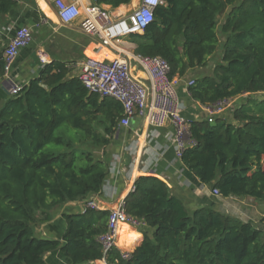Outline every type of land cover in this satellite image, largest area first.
<instances>
[{
    "label": "trees",
    "instance_id": "obj_1",
    "mask_svg": "<svg viewBox=\"0 0 264 264\" xmlns=\"http://www.w3.org/2000/svg\"><path fill=\"white\" fill-rule=\"evenodd\" d=\"M132 0H94L117 9ZM16 0H0V22ZM134 54L160 57L171 78L209 67L188 88L191 99L215 108L233 104L232 121L191 122L181 162L220 200L264 203V0H163ZM4 59L0 53V80ZM115 99L90 92L69 64L44 66L0 108V264H46L60 250L72 264H264V232L213 206L190 211L167 185L142 176L125 200L143 242L124 257L104 252L98 238L109 211L65 214L63 243L36 234L65 204L98 195L110 174L107 149L123 118Z\"/></svg>",
    "mask_w": 264,
    "mask_h": 264
},
{
    "label": "crops",
    "instance_id": "obj_2",
    "mask_svg": "<svg viewBox=\"0 0 264 264\" xmlns=\"http://www.w3.org/2000/svg\"><path fill=\"white\" fill-rule=\"evenodd\" d=\"M64 1L78 3L81 8L94 5V0ZM140 2L141 0H132L130 4L122 5L117 9L109 6L102 8L115 16L126 17L139 6ZM21 27H28L32 31L33 41L20 51L13 65L11 78L17 85H27L40 76L44 66L54 62L69 64L72 73L80 76L87 59L112 60L115 58L113 53L101 47L98 39L82 31L79 21L72 24L62 23L58 18L54 0H16V6L0 22V53L4 52L10 39ZM123 42L130 45L131 52L121 50L120 45L118 50L122 51V57L127 59V56L130 57L134 53L136 46L132 38L124 39ZM209 67L193 71L179 81L178 92L183 104L182 115L190 123L206 120L208 116L199 103L191 99L186 85L200 73L211 74ZM134 69L135 66H133ZM134 71L137 73L134 74ZM134 71L133 74L136 77L146 82L147 77L146 75L142 77V71L138 72V68ZM11 96L8 81L0 80V108ZM236 102H227L226 109H233V104ZM224 114L218 118L224 120L226 118L231 122V114L229 118L224 117ZM135 120L127 128L120 127L113 143L107 149L106 158L110 163V174L101 193L85 201L71 202L60 207L50 223L37 228L36 234L39 237L63 243L67 228L65 214H86L89 209L87 204L91 199L96 201L99 207L97 210L110 212L120 202L126 200L133 191L134 183L142 176H152L162 180L171 193L190 211L204 206H213L227 214L225 209L229 207L228 201H232L233 198L220 200L213 194L211 186L202 184L183 165L181 159L176 157L171 140L174 135L172 124L167 123L164 127L156 129L148 127L143 119L138 123H135L137 122ZM116 156H120L119 161L115 159ZM142 242L143 236L139 230L124 225L119 230L116 247L122 253L129 254L134 252ZM45 263L72 264L60 250L47 254ZM89 264L107 263L105 260H100Z\"/></svg>",
    "mask_w": 264,
    "mask_h": 264
},
{
    "label": "built area",
    "instance_id": "obj_3",
    "mask_svg": "<svg viewBox=\"0 0 264 264\" xmlns=\"http://www.w3.org/2000/svg\"><path fill=\"white\" fill-rule=\"evenodd\" d=\"M54 3L62 23L72 24L79 21L82 31L98 39L101 47L111 53L115 50L123 54L118 50V44L125 38L144 33L147 26L154 21L155 8L161 5L163 0H141L139 6L126 17L115 16L95 5L81 8L78 3H67L64 0H54ZM32 41V31L28 27H21L4 49V79L9 83L12 96L18 95L23 88L11 78L13 65L20 51ZM132 65L135 66L134 70L138 68V72L142 71L141 73L146 75V82L134 75L137 71L133 70L134 74L132 73ZM169 74L170 67L164 59L144 58L133 53L130 57L127 56V59L117 55L112 60L87 59L79 78L90 92L115 99L122 104L124 113L120 122L121 128L129 127L137 118L143 119L148 127L156 129L171 123L174 127L171 140L175 155L181 159L184 150L195 146L196 142L190 139L191 123L182 115L183 104L178 92L180 79L171 78ZM193 83V80L189 81L186 89ZM199 105L207 113L208 123L215 124L217 118L225 111L222 106L227 105V102L215 108ZM115 159L119 161L120 156ZM213 194L219 196V191L214 190ZM87 207L96 210L99 208L94 199L89 200ZM124 225L134 228L142 226L127 215L125 201H122L110 211L107 231L98 238L104 252L117 246L119 230ZM128 255L124 254V257Z\"/></svg>",
    "mask_w": 264,
    "mask_h": 264
},
{
    "label": "rangeland",
    "instance_id": "obj_4",
    "mask_svg": "<svg viewBox=\"0 0 264 264\" xmlns=\"http://www.w3.org/2000/svg\"><path fill=\"white\" fill-rule=\"evenodd\" d=\"M129 38H125V40H129ZM122 44V45H121ZM121 47H119L121 50L129 53L131 52L130 50V45H127L126 43H122V41L118 44ZM116 55H114L115 57ZM219 61V55L214 56L210 67L209 71L212 72L214 65L216 62ZM137 69V68H136ZM141 72V71H140ZM142 77H145V74L142 75ZM239 102V101H237ZM237 104V103H235ZM226 109V105H223L222 108ZM227 111V112H226ZM225 113L223 116L229 118V115L231 113V108H227L225 110ZM226 115V116H225ZM226 119V118H225ZM229 121V119H226ZM262 164L264 166V159L262 161ZM229 207L225 210H227V214L234 215L237 217H240L241 219L245 221H251L256 227L260 228L264 232V203H260L255 201L252 198H233L232 201H228ZM227 207V206H226Z\"/></svg>",
    "mask_w": 264,
    "mask_h": 264
},
{
    "label": "water",
    "instance_id": "obj_5",
    "mask_svg": "<svg viewBox=\"0 0 264 264\" xmlns=\"http://www.w3.org/2000/svg\"><path fill=\"white\" fill-rule=\"evenodd\" d=\"M113 53H114L115 55H117V56H122V54L119 53V51H115V50H114ZM140 120H141V119H137V120H135V121H137V122H135V123H138Z\"/></svg>",
    "mask_w": 264,
    "mask_h": 264
},
{
    "label": "bare ground",
    "instance_id": "obj_6",
    "mask_svg": "<svg viewBox=\"0 0 264 264\" xmlns=\"http://www.w3.org/2000/svg\"><path fill=\"white\" fill-rule=\"evenodd\" d=\"M132 73H133V65H132ZM125 238V237H124Z\"/></svg>",
    "mask_w": 264,
    "mask_h": 264
}]
</instances>
